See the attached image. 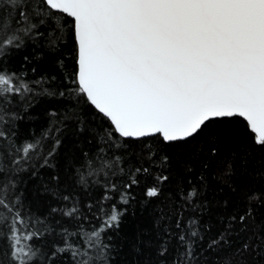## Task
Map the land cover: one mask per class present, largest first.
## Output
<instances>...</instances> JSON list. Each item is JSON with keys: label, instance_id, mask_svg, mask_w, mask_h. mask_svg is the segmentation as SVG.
Segmentation results:
<instances>
[{"label": "snow or ice", "instance_id": "1", "mask_svg": "<svg viewBox=\"0 0 264 264\" xmlns=\"http://www.w3.org/2000/svg\"><path fill=\"white\" fill-rule=\"evenodd\" d=\"M0 264H264V0H0Z\"/></svg>", "mask_w": 264, "mask_h": 264}, {"label": "trees", "instance_id": "2", "mask_svg": "<svg viewBox=\"0 0 264 264\" xmlns=\"http://www.w3.org/2000/svg\"><path fill=\"white\" fill-rule=\"evenodd\" d=\"M33 114L38 116L39 119L32 121L27 125V127H35L39 128V125L43 122V112L41 107L38 105L35 110H33ZM153 220V209L152 207H148L144 209L142 212L138 210L137 217H129L128 220L125 221L122 227V235H127L131 237L137 228V225L143 224L146 226H151Z\"/></svg>", "mask_w": 264, "mask_h": 264}]
</instances>
